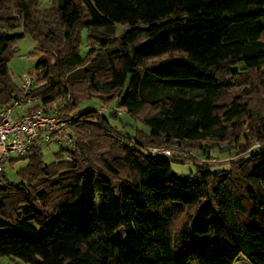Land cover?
I'll list each match as a JSON object with an SVG mask.
<instances>
[{"label": "trees", "instance_id": "obj_1", "mask_svg": "<svg viewBox=\"0 0 264 264\" xmlns=\"http://www.w3.org/2000/svg\"><path fill=\"white\" fill-rule=\"evenodd\" d=\"M25 36L34 108H59L73 144L51 142V162L34 147L19 181L0 179V258L264 264V0H0V106L21 92L8 61ZM94 98L147 131L80 109ZM220 142L245 156L188 176L149 152L208 158Z\"/></svg>", "mask_w": 264, "mask_h": 264}, {"label": "rangeland", "instance_id": "obj_2", "mask_svg": "<svg viewBox=\"0 0 264 264\" xmlns=\"http://www.w3.org/2000/svg\"><path fill=\"white\" fill-rule=\"evenodd\" d=\"M85 34L86 32H82V49L85 51L86 44H85ZM16 52L13 54V56L8 61V67L10 70L11 78L14 82L20 83V76L23 73H26L28 71L34 70V64L36 62V58L30 54V52L33 49V42L30 39L29 36H25L24 38L18 40L15 43ZM114 105L113 103L109 104H101V102L97 99H87L81 102L80 109L86 108V107H92L95 109H98L99 111L104 110L105 117L108 119L111 126H116L118 129L133 132L134 129L132 125L135 127H139L142 130L147 131V127L143 125L140 122H135L132 120L128 115L122 114L120 117L115 118L109 114L110 112H114ZM113 109V110H112ZM123 124H122V123ZM125 124V125H124ZM218 145L221 146V151H219L217 148L212 150L210 156L208 158H205L202 154L200 149H196L192 151L190 154H184L178 150H170V154L176 158V161L171 162V172L176 175H182V176H188L191 174V171L194 170V163H207L209 164L213 170H219L223 168H227L230 163L233 160L242 158L245 156V153L235 155L233 152L229 153L227 151L228 145L225 142H220ZM59 148V145L56 143H51L48 146L42 147V153H43V160L45 162H51L53 160V153L57 151ZM9 160L10 162H7L4 165V169L2 174L0 173V179H6L9 182H17L19 181V178L17 176V171L20 168H23L27 164V159L21 158L19 156H16L14 154L10 155ZM102 204L101 199L96 196L94 199V211L97 212ZM126 236V231L123 227H119L116 230H114L110 235H108V238L112 241H119L124 239ZM0 264H28L21 260H15L12 261L8 257H1L0 258ZM234 264H249L248 261L245 259V257L240 254Z\"/></svg>", "mask_w": 264, "mask_h": 264}, {"label": "built area", "instance_id": "obj_3", "mask_svg": "<svg viewBox=\"0 0 264 264\" xmlns=\"http://www.w3.org/2000/svg\"><path fill=\"white\" fill-rule=\"evenodd\" d=\"M19 79L20 94L10 103L0 106V173L11 154L22 157L32 148H42L51 142L73 144L66 131L68 123L60 116L59 108L51 112L34 108L38 100L30 97L29 92L37 79L36 72L23 73ZM149 152L170 155L168 149L152 148Z\"/></svg>", "mask_w": 264, "mask_h": 264}]
</instances>
